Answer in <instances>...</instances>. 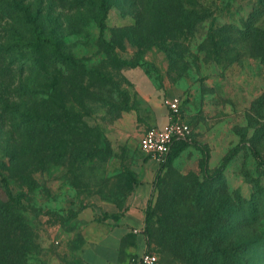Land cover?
<instances>
[{"label":"rangeland","instance_id":"obj_1","mask_svg":"<svg viewBox=\"0 0 264 264\" xmlns=\"http://www.w3.org/2000/svg\"><path fill=\"white\" fill-rule=\"evenodd\" d=\"M130 1L114 0L104 29L69 3L63 27H52L72 60L41 49L30 76L18 66L15 77L0 70V82L12 83L0 86V264H48L72 232L124 212L147 167L140 131L160 126L145 90L160 91L163 105L170 90L187 93L190 138L208 152L210 171L241 145L225 179L203 180L195 145L186 161L157 164L148 239L160 264H180L164 246L167 216L186 220L178 227L185 235L214 218L232 237L227 243L249 233L232 235L235 213H217L227 184L250 196L247 172L260 175L264 216V170L250 154L254 146L264 158V38L255 29L264 15L253 14L259 1L191 0L196 12L183 19L168 9L172 0ZM27 80L33 93L23 88ZM15 105L30 109L33 132L20 111L11 113ZM127 113L134 122H121ZM209 194L214 198L204 202Z\"/></svg>","mask_w":264,"mask_h":264},{"label":"trees","instance_id":"obj_2","mask_svg":"<svg viewBox=\"0 0 264 264\" xmlns=\"http://www.w3.org/2000/svg\"><path fill=\"white\" fill-rule=\"evenodd\" d=\"M257 1L259 3L255 5L253 14L261 18L264 15V0ZM128 2L131 1L128 0ZM69 3L72 4V7L77 8L81 15L85 12L90 13L92 16L86 21L94 19L99 27L104 29L107 23V13L114 4V0H0V70H3V74L6 77H15L18 67L19 70L21 69V71L28 73L29 76L34 73L35 51H40L41 49H50L52 53L55 52L56 59L63 63L70 60L71 57L62 51L61 35L54 34L55 28L52 27L53 22L57 23L58 28L63 27L68 18L67 8ZM194 6L195 4L191 0H172L168 3V9L178 11L179 13L175 17L178 15L177 17L180 16L182 19L184 15L196 12L190 9V7ZM255 29L256 33L264 38V26L256 27ZM47 60V58H42L41 60L45 71L48 70ZM9 84L12 85V83L0 82V86H8ZM23 88L27 93H33L35 91V83L27 80L24 82ZM11 111L13 115L20 111L25 117L23 125L28 127L29 133L33 132L30 121L33 115L28 107L22 109L20 106L15 105L14 108L12 106ZM10 125L13 126V124ZM191 145L199 147L202 151L200 168L203 180L225 179V171L241 147L240 144H237L224 157L220 165L214 171H210L208 152L204 147L192 141L190 137L175 139L166 162L161 163V169L171 165ZM250 154L256 169L264 170V158L260 151L252 146ZM245 177L252 185L250 196H245L240 187L234 188L227 184L224 204L219 205L217 213L222 212L223 209L235 213L228 219V230L232 231V235L238 234L240 230H246L249 233L246 236L235 239L233 242L227 243L232 237L226 235V232L223 234L219 232L220 228L223 227V222H217V218H214L211 222L205 223L191 231L189 235H185L178 227L179 223H183L186 220L167 216L164 246L172 255L174 262L180 264H264V232L261 229V222L264 220V216L260 200L258 199V190L262 187L255 185L256 183H261L259 181L260 175H253L247 172ZM3 182L7 187L5 191L10 194L5 178H3ZM213 195L215 194H209V197L203 201L208 202L211 198H214ZM9 197L8 202L11 203V196ZM191 201L195 204L196 200ZM170 206L173 212H179L181 209V205L177 206L173 202ZM200 206L205 209V205ZM6 215L13 218V213L9 211H7ZM152 215L153 206L150 199L145 209L144 229L148 241V250H151L149 248L148 234L150 231L148 226ZM186 219L189 220L190 218L187 217ZM195 221L196 219H193L192 222Z\"/></svg>","mask_w":264,"mask_h":264},{"label":"crops","instance_id":"obj_3","mask_svg":"<svg viewBox=\"0 0 264 264\" xmlns=\"http://www.w3.org/2000/svg\"><path fill=\"white\" fill-rule=\"evenodd\" d=\"M169 94L171 95L168 97H181L183 118L188 122V103L190 101H187V93L177 92L173 89L169 91ZM142 96L150 104V109L154 110L155 123L160 126L167 123L169 109L167 104L163 105L161 102V92L154 89L145 90L142 91ZM130 120L134 122L132 115L127 113L121 122ZM144 129H141L140 137ZM197 148L199 150L195 153V159L198 163L203 154L201 149ZM186 150L175 160L179 158L186 161V154L189 152ZM158 163L157 159L147 158V167L139 172L142 175V177L140 176L142 181L135 186L132 194L126 199L123 213L91 222L84 228L72 232L70 239L64 242L59 251L49 258L48 264L134 263L143 252L148 250V241L144 232L145 209L154 192L153 179Z\"/></svg>","mask_w":264,"mask_h":264},{"label":"built area","instance_id":"obj_4","mask_svg":"<svg viewBox=\"0 0 264 264\" xmlns=\"http://www.w3.org/2000/svg\"><path fill=\"white\" fill-rule=\"evenodd\" d=\"M181 103L179 96L168 97L169 121L162 126L144 129L140 137L141 150L159 163L166 162L175 139H186L191 135V127L183 118ZM132 264H160V260L154 251L146 250Z\"/></svg>","mask_w":264,"mask_h":264}]
</instances>
